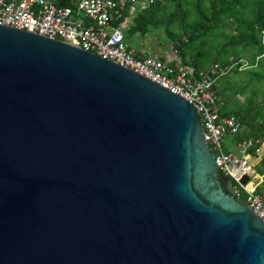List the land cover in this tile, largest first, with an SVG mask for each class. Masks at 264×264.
I'll return each instance as SVG.
<instances>
[{"label": "water", "instance_id": "1", "mask_svg": "<svg viewBox=\"0 0 264 264\" xmlns=\"http://www.w3.org/2000/svg\"><path fill=\"white\" fill-rule=\"evenodd\" d=\"M220 177L184 97L0 24V264H264Z\"/></svg>", "mask_w": 264, "mask_h": 264}, {"label": "built area", "instance_id": "2", "mask_svg": "<svg viewBox=\"0 0 264 264\" xmlns=\"http://www.w3.org/2000/svg\"><path fill=\"white\" fill-rule=\"evenodd\" d=\"M154 0H0V24L62 40L113 60L159 83L191 102L200 112L202 129L221 173L229 176V192L242 195L264 221V193L257 192L262 179L256 165L264 153V141L241 137L242 123L222 115L218 86L233 66L212 64L199 76L178 58L142 55L126 40L125 22L135 5L144 8ZM232 138L239 154L228 150ZM252 160V162H251ZM239 173V174H238ZM243 175L249 180L241 182Z\"/></svg>", "mask_w": 264, "mask_h": 264}, {"label": "trees", "instance_id": "3", "mask_svg": "<svg viewBox=\"0 0 264 264\" xmlns=\"http://www.w3.org/2000/svg\"><path fill=\"white\" fill-rule=\"evenodd\" d=\"M138 6L133 23L125 29L126 40L165 29L176 58L192 68L194 76L215 63L233 66L219 79L221 113L242 123L241 137L264 141V0H154ZM249 48L248 59L244 52ZM241 71L250 78H240ZM239 94L245 95L244 101ZM257 172L263 176L257 192L264 193V157ZM220 179L229 191L231 178L221 173ZM239 200L244 202L245 197Z\"/></svg>", "mask_w": 264, "mask_h": 264}, {"label": "rangeland", "instance_id": "4", "mask_svg": "<svg viewBox=\"0 0 264 264\" xmlns=\"http://www.w3.org/2000/svg\"><path fill=\"white\" fill-rule=\"evenodd\" d=\"M139 9L138 5H135L133 9L130 12V15L128 19L125 22V26H129L130 24L133 23L134 21V16L136 15L137 11ZM167 32L165 29H160V30H154L152 31L151 34H148L147 36H142L141 34H137L129 39V42L131 43V46L137 50H141L145 55H155L154 53H160V52H167L169 55L171 54L172 56H177V51L175 52L172 43L167 37ZM128 42V43H129ZM245 58H248L252 55V50L249 48L247 51L244 52ZM239 77L241 78H247L249 79L250 77L247 76L244 71H241L239 73ZM222 80V79H221ZM220 84L222 85V81H220ZM245 95H238V99L242 102L244 101ZM243 131H245V127L243 128ZM225 146L228 150L233 151L236 154H239V149L235 145V142L233 141L232 138H227L225 140ZM264 157V153L262 154L260 159L255 160L256 165L254 167L257 169L258 165L261 164V159ZM252 162V160H251ZM263 179V177H262ZM262 179L255 180V182L261 183Z\"/></svg>", "mask_w": 264, "mask_h": 264}, {"label": "crops", "instance_id": "5", "mask_svg": "<svg viewBox=\"0 0 264 264\" xmlns=\"http://www.w3.org/2000/svg\"><path fill=\"white\" fill-rule=\"evenodd\" d=\"M160 53H163V55H167L168 57L170 58H173L174 56H172L171 54L169 55V53L167 52H160ZM155 54V53H154ZM156 54H159V53H156ZM263 180V179H262ZM261 184V183H260Z\"/></svg>", "mask_w": 264, "mask_h": 264}, {"label": "bare ground", "instance_id": "6", "mask_svg": "<svg viewBox=\"0 0 264 264\" xmlns=\"http://www.w3.org/2000/svg\"><path fill=\"white\" fill-rule=\"evenodd\" d=\"M239 174V173H238Z\"/></svg>", "mask_w": 264, "mask_h": 264}]
</instances>
